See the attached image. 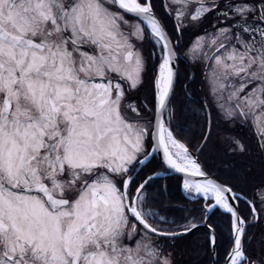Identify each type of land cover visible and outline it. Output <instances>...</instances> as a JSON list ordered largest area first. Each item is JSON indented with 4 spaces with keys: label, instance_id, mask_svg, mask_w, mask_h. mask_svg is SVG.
Instances as JSON below:
<instances>
[{
    "label": "snow or ice",
    "instance_id": "obj_1",
    "mask_svg": "<svg viewBox=\"0 0 264 264\" xmlns=\"http://www.w3.org/2000/svg\"><path fill=\"white\" fill-rule=\"evenodd\" d=\"M200 249L264 264V0H0V264Z\"/></svg>",
    "mask_w": 264,
    "mask_h": 264
},
{
    "label": "trees",
    "instance_id": "obj_2",
    "mask_svg": "<svg viewBox=\"0 0 264 264\" xmlns=\"http://www.w3.org/2000/svg\"><path fill=\"white\" fill-rule=\"evenodd\" d=\"M199 239L202 240L203 237H200ZM185 260L190 262V264H211L210 255L203 249L186 254Z\"/></svg>",
    "mask_w": 264,
    "mask_h": 264
},
{
    "label": "water",
    "instance_id": "obj_3",
    "mask_svg": "<svg viewBox=\"0 0 264 264\" xmlns=\"http://www.w3.org/2000/svg\"><path fill=\"white\" fill-rule=\"evenodd\" d=\"M212 264V263H211Z\"/></svg>",
    "mask_w": 264,
    "mask_h": 264
}]
</instances>
